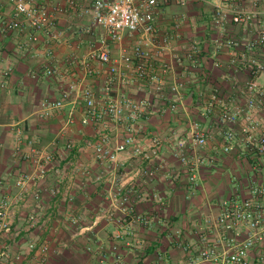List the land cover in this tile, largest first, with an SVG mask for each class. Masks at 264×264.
Listing matches in <instances>:
<instances>
[{
  "label": "crops",
  "instance_id": "0c3cea01",
  "mask_svg": "<svg viewBox=\"0 0 264 264\" xmlns=\"http://www.w3.org/2000/svg\"><path fill=\"white\" fill-rule=\"evenodd\" d=\"M32 1L49 8L60 2ZM88 4L86 1L83 6ZM227 4L264 12V0H189L184 7L172 3L161 11L160 38L146 50L157 68H170L168 74L160 72L162 95L150 81L137 80L119 60L125 51L133 52L136 38L126 37L122 44L109 41L112 61L123 70V77L113 79L109 96L104 91L109 82L106 67L88 56L96 47L97 37L106 34L97 30L95 39L85 34L92 25L90 16H84L80 9L58 15L60 40L41 36L40 42L31 43L27 34L1 30V21L12 19L14 8L9 0H0V200L13 198V232L7 242L11 258L4 264H189L206 247L228 252V241L246 238L245 227L225 232L217 219L225 201L250 198V187L264 183V155L249 144L243 132L248 118L259 123L255 138L264 130V111L248 112L246 92V61L264 65V46L254 51L246 48L247 42L263 30L264 16L247 26L228 20L218 27L215 11ZM177 33L180 38L172 40L160 57L162 39ZM230 40L237 46L228 45ZM193 45L199 49L195 63L187 58ZM6 69H11L8 77L3 76ZM183 76L189 84L182 91L179 110L172 112L168 107L170 86ZM258 81L264 88V73ZM85 89L93 92L99 109L107 98L149 99L152 107L138 122L136 138L147 151L153 139L159 138V154L144 161L128 148L118 156V170L101 164L88 142L95 143L107 135L108 146L114 150L126 136V123L106 117L83 126L85 104L81 95ZM65 91L71 92L66 106L41 117L42 102L58 101ZM214 99L217 102L211 108ZM223 106L243 109L236 124L222 123ZM70 118L74 123L66 126ZM195 122L210 139L204 148L193 151L189 147L191 156L204 159L197 178L190 182L188 169L176 155V142L189 138ZM228 131L234 133L230 143L225 141ZM70 143L75 146L73 150L67 148ZM227 145L231 146L229 151H225ZM46 154L52 156L46 180L38 187L30 180L20 192L18 179L34 177L33 161ZM142 170L152 172L153 178ZM132 187L136 212L153 221L149 226L135 225L133 235L118 243V261L112 247L116 243V219L121 214L110 199L120 189ZM52 189L58 191L56 196ZM19 192L20 198L14 199ZM36 193L41 195L38 200ZM5 243L0 239V248ZM30 244L47 245L50 251L42 257L29 249ZM261 256L264 240L250 250L249 263L264 264Z\"/></svg>",
  "mask_w": 264,
  "mask_h": 264
},
{
  "label": "built area",
  "instance_id": "2783aa9c",
  "mask_svg": "<svg viewBox=\"0 0 264 264\" xmlns=\"http://www.w3.org/2000/svg\"><path fill=\"white\" fill-rule=\"evenodd\" d=\"M14 8L12 19H3L1 21V30L4 33H24L27 34V39L31 43L40 42L41 36L50 38L51 40H60V34L57 27V16L68 15L77 12L79 9L84 16L92 18V25L85 29V34L94 38L98 36L97 30H102L105 36H98L96 47L89 53L91 60H96L102 66L106 67L109 76V82L105 87L106 95L110 96L111 85L113 79L123 77L122 68L114 61H112V54L110 42L122 44L126 37L136 38L137 43L132 53L125 51L120 61L123 66L130 68L134 73V77L140 81H150L154 85L156 93L159 95L165 94L164 84L161 80L160 72L162 74L169 73V66H161L157 68L154 64L153 58L146 50V46L155 43L160 38V30L158 28V19L161 11L167 9L172 3L181 7L187 5L189 0H60L52 8L47 5H39L32 0H9ZM88 1L87 6L83 4ZM228 2L229 0H224ZM264 16L261 11H247L241 7H234L225 5L219 7L215 11V24L218 27H223L229 20L231 23L238 26H247ZM180 38V34L176 36L165 37L162 39V45L159 47L158 54L161 57L165 50H168L171 41ZM228 45L237 46L233 40L228 42ZM264 46V28L254 38L249 40L246 48L249 51H254L257 48ZM245 55V54H244ZM199 56V49L196 45L192 46L187 58L195 63ZM247 67L249 70V81L246 84V92L249 95L247 102V110L254 111L262 109L264 111V88L260 85L258 77L264 73V65L253 60H247ZM160 69V70H159ZM48 74L52 70L47 71ZM11 74V69H6L3 76L8 77ZM183 80L175 82L170 86V97L168 101L169 110L177 112L180 108L183 93L186 84H189L188 78L183 76ZM82 99L85 104L84 115L81 119L83 126H88L91 122H100L104 118H111L114 122L119 123L125 121L126 136L124 140L119 143L116 148H109V137L102 136L101 139L95 143L88 142L95 151L97 160L101 164H105L111 171H116L120 168L119 154L132 148L134 156L141 158L144 161H150L153 157L159 154L161 140L154 138L152 147L149 151L145 150L137 141L136 134L139 132L137 126L152 107V102L149 99L136 100L128 96L120 98H107L101 109L98 108L96 99L91 90L85 89L82 91ZM71 99V92L65 91L58 101H44L41 104V117H48L50 113L57 109H62L66 103ZM216 99L212 100L209 107H214ZM243 114V109L231 110L223 106L221 111V121L224 124H236L238 119ZM73 118H70L66 126L73 124ZM259 130V123L250 120L244 127L243 132L247 135V141L253 145L259 154L264 155V130L255 138V133ZM210 136L200 129L198 123H193L190 129V136L188 139L180 138L176 142V155L180 162L188 169L189 180L194 182L197 178L204 159L195 154H189V147L192 150L201 149L207 146ZM234 140V133L228 131L225 134L226 143ZM73 144H68L69 150L74 149ZM231 149L230 145L225 147V151ZM18 151V150H17ZM52 161V156L46 154L34 160L36 175L22 176L18 179L16 185L21 190L31 180L34 184L39 186L41 182L46 180L49 170L48 164ZM79 171L86 173L80 166H76ZM143 174L148 178H153V173L149 170H142ZM14 197L20 198L21 193ZM251 197L243 200H231L223 203L222 211L217 219V223L224 229L225 232H238L240 227H245L247 236L243 241L236 242L230 240L227 243L228 252H220L215 247H206L200 254L196 261L189 264H198L207 262L208 264H250L248 257L249 252L256 245L264 240V183L254 184L250 187ZM51 193L56 196L58 191L52 189ZM36 199H40V193H36ZM136 191L130 188L122 191L120 189L117 193L112 195L111 201L114 208L120 212V216L116 219L117 234L115 235L116 243L112 247L115 258L120 261L118 256V243L125 241L128 237L133 235L134 226L142 225L149 226L152 223L150 216L140 215L135 209ZM13 198L5 196L0 200V239L6 243L0 248V264H4L11 258V250L8 241L13 232V224L11 222L10 213ZM31 224H34V218H31ZM236 236H239L237 233ZM29 249L37 251L42 257L46 256L50 248L47 245L37 247L35 244H30ZM91 251V248L88 249ZM260 262L264 263V256L260 257Z\"/></svg>",
  "mask_w": 264,
  "mask_h": 264
}]
</instances>
